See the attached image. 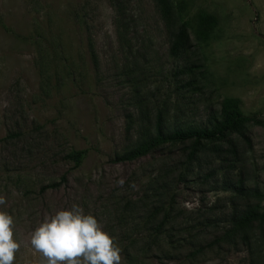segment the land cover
Masks as SVG:
<instances>
[{
  "label": "rangeland",
  "instance_id": "obj_1",
  "mask_svg": "<svg viewBox=\"0 0 264 264\" xmlns=\"http://www.w3.org/2000/svg\"><path fill=\"white\" fill-rule=\"evenodd\" d=\"M175 1L190 25L198 11L216 24L205 42L188 26L171 55L175 27L155 0H0V211L20 244L13 264H41L31 233L73 205L123 264H264V0ZM231 96L261 123L190 158L183 142L112 161L158 123L209 126ZM70 149L85 150L78 167ZM251 209L262 216L235 224Z\"/></svg>",
  "mask_w": 264,
  "mask_h": 264
},
{
  "label": "trees",
  "instance_id": "obj_2",
  "mask_svg": "<svg viewBox=\"0 0 264 264\" xmlns=\"http://www.w3.org/2000/svg\"><path fill=\"white\" fill-rule=\"evenodd\" d=\"M158 12L161 17L170 26H174L172 32V41L169 45V53L175 55L188 41V26H191L192 34L199 42H205L209 39L211 31L216 24L214 15L198 11L193 18V26L189 21L183 19L179 13L180 4L175 0H155ZM209 126L186 125L173 127L168 131H163L158 123L154 134L146 139L135 143L121 154L112 158L114 162H131L137 158L145 156L147 153L156 147L164 144L187 143V157H192L196 152L204 147L207 143H212L219 140L224 134L235 131L246 122L260 124L261 121L254 115H245L238 106V101L233 96L226 97L220 104V109L217 116L212 117ZM157 119H160L159 116ZM85 150L70 149L64 157L73 162L74 167L81 164ZM60 182L65 181V174L60 176ZM58 184H47L44 187H52ZM44 187H41L43 190ZM262 212L257 213L256 210H248L235 221L237 225H243L252 219L262 216ZM159 228V227H158Z\"/></svg>",
  "mask_w": 264,
  "mask_h": 264
},
{
  "label": "clouds",
  "instance_id": "obj_3",
  "mask_svg": "<svg viewBox=\"0 0 264 264\" xmlns=\"http://www.w3.org/2000/svg\"><path fill=\"white\" fill-rule=\"evenodd\" d=\"M5 204L0 196V205ZM13 226V217L0 211V264H13L20 248L13 238ZM30 244L41 254V264H123L114 239L102 231L95 217L84 215L77 205L41 223L31 233Z\"/></svg>",
  "mask_w": 264,
  "mask_h": 264
}]
</instances>
